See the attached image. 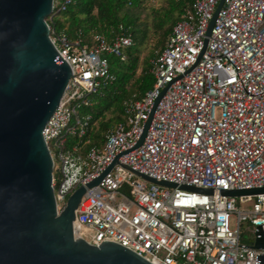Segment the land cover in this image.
Returning <instances> with one entry per match:
<instances>
[{"label":"built area","instance_id":"built-area-1","mask_svg":"<svg viewBox=\"0 0 264 264\" xmlns=\"http://www.w3.org/2000/svg\"><path fill=\"white\" fill-rule=\"evenodd\" d=\"M74 1L57 0L49 17ZM219 2L184 9L150 61L152 87L122 100V119L99 144L85 139L91 115L80 110L113 79L108 57L123 59L131 35L118 25L111 38L94 32L86 42L48 25L71 71L41 131L51 186L58 212L85 188L73 221L91 244L111 240L151 264H256L264 254L252 247L259 230L264 236V193H222L264 187V0H222L203 50ZM243 222L250 238L241 236Z\"/></svg>","mask_w":264,"mask_h":264},{"label":"water","instance_id":"water-1","mask_svg":"<svg viewBox=\"0 0 264 264\" xmlns=\"http://www.w3.org/2000/svg\"><path fill=\"white\" fill-rule=\"evenodd\" d=\"M56 1L0 0V264H151L114 241L103 239L97 246L89 242L73 221L84 187L56 210L52 159L41 134L71 73L49 38L46 18ZM221 3L209 21L203 50ZM162 94L134 147L141 144ZM112 164L87 187L97 184ZM222 193L258 194L264 187ZM258 233L252 247L264 250V236ZM254 261L264 264V254H255Z\"/></svg>","mask_w":264,"mask_h":264},{"label":"trees","instance_id":"trees-1","mask_svg":"<svg viewBox=\"0 0 264 264\" xmlns=\"http://www.w3.org/2000/svg\"><path fill=\"white\" fill-rule=\"evenodd\" d=\"M149 0H75L65 10L48 17L47 23L56 31L64 30L69 38L78 35L90 42L94 32L111 38L118 32V25L127 29L132 38L124 58L109 56L108 70L113 79L102 83L99 90L91 95L92 104L81 108L91 115L90 128L85 139L99 144L104 132L122 119V100L132 94L143 95L154 83L150 72L151 63L146 62L140 71L139 52L150 28L163 38L155 51L165 44L172 25L181 17L193 0H162L159 7H151V22L148 25L140 17V10H147ZM160 38V39H161ZM152 50V59L155 57Z\"/></svg>","mask_w":264,"mask_h":264},{"label":"rangeland","instance_id":"rangeland-1","mask_svg":"<svg viewBox=\"0 0 264 264\" xmlns=\"http://www.w3.org/2000/svg\"><path fill=\"white\" fill-rule=\"evenodd\" d=\"M162 0H149L146 7L147 10L141 11L140 10V17L143 18L144 22H146L148 25H150L151 22V13L150 9L151 7H159L161 5ZM49 17V16H48ZM48 17L46 20H48ZM160 35L156 34L152 29H148L145 35V40L143 44L141 45L140 52H139V68L137 69V72L140 71L141 67L145 65L146 62H150L152 59V50L155 51V49L160 45V42L163 41V38H161ZM233 219H231V226L233 225ZM247 224L244 222L241 223L240 229H241V236L243 239L250 238V234L246 229ZM90 233H87L86 236L88 239H90L89 236Z\"/></svg>","mask_w":264,"mask_h":264}]
</instances>
